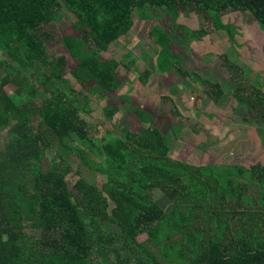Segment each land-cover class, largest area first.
<instances>
[{
    "label": "trees",
    "instance_id": "1",
    "mask_svg": "<svg viewBox=\"0 0 264 264\" xmlns=\"http://www.w3.org/2000/svg\"><path fill=\"white\" fill-rule=\"evenodd\" d=\"M181 8L209 20L231 41L236 27L222 20L229 11L247 12L264 29V0H0V132L5 130L0 147V264H63L68 255L86 264H167L157 261L146 242L156 247L166 242L174 264H264L263 163L213 166L174 159L165 135L149 125L138 132L119 128L121 137L105 131L100 142L117 159L103 157L99 165L105 181L100 186L78 177L72 190L66 179L70 167L44 166V153L53 144L63 146L62 141L77 142L72 149L81 160L94 150L104 155L80 116L90 111L83 108L87 95H75L65 76L66 56L55 55L47 44L55 40L54 47L67 50L75 61L70 73L81 87L92 82L87 91L114 92L120 85L118 62L103 58L101 51L131 28L135 9L145 19L158 15L150 30L157 45L156 69L183 72L198 80L215 103L222 101L218 82L181 66L174 45L207 34L203 23L197 29L179 23ZM63 9L72 16L74 33L56 39L51 23L65 15ZM162 17L166 26L159 23ZM221 57L238 78L232 97L245 109L243 120L264 124V91L250 82L257 75L247 67L244 75V67ZM149 74L146 67L139 81L145 83ZM105 115L110 119L113 113ZM34 118L40 121L34 124ZM155 190L172 202L168 211L154 200ZM104 222L118 226L119 235ZM27 228L38 235L28 234ZM141 233L145 242L136 241Z\"/></svg>",
    "mask_w": 264,
    "mask_h": 264
},
{
    "label": "rangeland",
    "instance_id": "2",
    "mask_svg": "<svg viewBox=\"0 0 264 264\" xmlns=\"http://www.w3.org/2000/svg\"><path fill=\"white\" fill-rule=\"evenodd\" d=\"M62 14L65 15L51 23L56 39L74 33L70 26L72 16L65 9ZM157 16L154 14L153 17L145 19L141 17L140 11L135 9L131 28L101 51L103 58H113L118 62L115 75L120 85L114 92L98 95V92L87 91L86 88L91 86L92 82H88L86 88L81 87L70 73L75 61L67 50L63 46L54 47L55 40L47 44L55 55L66 56L65 76L70 79L75 95H87V106L83 108L88 107L90 111L88 114L81 112L80 116L85 121L86 128H89L95 148L101 149L100 139L106 130H111L121 137L119 128L138 132L141 127L153 125L167 138L170 145L169 155L174 159L195 165L250 166L257 162L264 164V124H251L243 120L245 109L242 105H237L232 97L238 78L231 75L221 57L227 55L231 61L244 67V75L245 68H249V74L257 75L254 77L256 80L250 82L261 86L264 91V29L247 12L229 11L222 15V20L236 27L235 39L231 41L225 31L213 29L209 20L201 21V16L181 8L177 21L190 29H197L203 23L207 34L200 38H184V35L180 34L179 37L184 38V43L178 41L174 48L183 59V70L194 72L222 86L223 99L220 103H215L203 92L204 86L200 85L198 80H192L183 72L161 73L156 69L157 45L150 35V30L158 22ZM159 23L166 26V17H162ZM146 67L150 74L143 83L139 81V74H142ZM12 89V85L7 86L9 92ZM79 100L84 106V99ZM107 112L113 113L110 119L105 115ZM39 121V118L33 119L34 124ZM4 136L5 130L0 132V147L5 140ZM111 142L115 145L118 143L116 138ZM62 144L63 146L56 143L52 148H48L43 155L46 160L44 166L59 164L62 168L70 167L71 171L66 174V179L72 190L78 177L100 186L105 181V175L102 173V165L99 164L104 163V158L110 161L117 159L113 150L103 145L104 155L101 156L94 150L90 152L91 155L87 153L81 160L78 153L72 149L77 142L67 144L62 141ZM58 145L60 148L57 149ZM69 145L71 149L67 148ZM152 194L161 208L168 211L172 202L158 190ZM104 226L119 235L120 228L115 224L104 222ZM26 232L33 237L38 235L34 228H27ZM146 239L145 233L136 237L138 242H145ZM167 246L166 242L159 247L146 242V247L156 256L157 261L174 264L175 259H169L172 256L170 250H166ZM133 249L142 258H146L136 246ZM110 258L113 260V255H110ZM63 264L86 262L78 256L68 255L63 257Z\"/></svg>",
    "mask_w": 264,
    "mask_h": 264
}]
</instances>
